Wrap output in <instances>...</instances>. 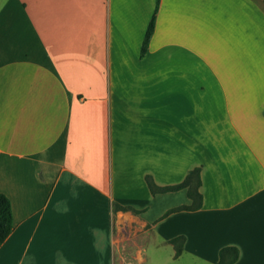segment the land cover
<instances>
[{"label": "crops", "instance_id": "1", "mask_svg": "<svg viewBox=\"0 0 264 264\" xmlns=\"http://www.w3.org/2000/svg\"><path fill=\"white\" fill-rule=\"evenodd\" d=\"M154 4L0 0V264H264V0H160L141 58ZM195 167L200 208L161 218L190 199L145 177Z\"/></svg>", "mask_w": 264, "mask_h": 264}, {"label": "trees", "instance_id": "2", "mask_svg": "<svg viewBox=\"0 0 264 264\" xmlns=\"http://www.w3.org/2000/svg\"><path fill=\"white\" fill-rule=\"evenodd\" d=\"M160 0H155L153 14L148 22L145 30L139 56L142 58L148 49L149 41L153 35L156 14L158 11ZM145 181L150 193L154 196L156 194H163L168 192H175L178 190L185 189L187 197L190 199L189 204H180L172 208L167 209L161 218L166 217L170 213L179 211H194L200 208L202 195L199 192L200 186V167H195L188 171L183 181L177 184L159 186L154 183L150 176L145 177ZM117 210L131 211L134 214H138L141 210H137L131 206H115ZM12 230V209L9 198L0 192V245L3 243L5 238L9 235ZM185 238L184 236H177L170 239V243L173 245L174 258H178L183 250ZM238 256V250L234 246L223 247L219 251V258L217 264H234Z\"/></svg>", "mask_w": 264, "mask_h": 264}, {"label": "rangeland", "instance_id": "3", "mask_svg": "<svg viewBox=\"0 0 264 264\" xmlns=\"http://www.w3.org/2000/svg\"><path fill=\"white\" fill-rule=\"evenodd\" d=\"M133 228L132 234L133 238L135 235L139 234L140 223L138 221H132ZM134 251V250H133ZM147 260L148 264H178L177 262L172 261L170 259V251L167 247L157 246L154 242H149L147 246ZM179 264H186L183 262H179Z\"/></svg>", "mask_w": 264, "mask_h": 264}]
</instances>
